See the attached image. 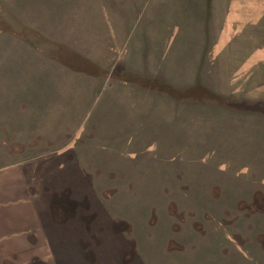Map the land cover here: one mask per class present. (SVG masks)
Listing matches in <instances>:
<instances>
[{"label": "rangeland", "instance_id": "1", "mask_svg": "<svg viewBox=\"0 0 264 264\" xmlns=\"http://www.w3.org/2000/svg\"><path fill=\"white\" fill-rule=\"evenodd\" d=\"M262 11L0 0V160L69 204L58 263L264 264Z\"/></svg>", "mask_w": 264, "mask_h": 264}, {"label": "crops", "instance_id": "2", "mask_svg": "<svg viewBox=\"0 0 264 264\" xmlns=\"http://www.w3.org/2000/svg\"><path fill=\"white\" fill-rule=\"evenodd\" d=\"M240 9L242 11L244 7ZM261 13L264 14V11ZM261 63L260 59L258 64ZM262 88L264 82L253 90L257 89L258 94H262ZM256 106L264 116V104ZM9 131L14 133L13 130ZM12 144L17 147V151L9 154L8 162L0 160V264H60L55 255L67 246L63 237L67 238V229L70 227L68 217L72 214L67 210L69 204H58L60 210L53 207L51 212L46 208L48 204L41 199V195L48 192V182L29 180L33 178L28 168L33 165L32 160L40 156L21 158L27 151L24 143L14 141ZM64 148L68 149L66 144ZM53 231H56V236L51 235ZM53 241L57 244L56 250L53 249Z\"/></svg>", "mask_w": 264, "mask_h": 264}, {"label": "flooded vegetation", "instance_id": "3", "mask_svg": "<svg viewBox=\"0 0 264 264\" xmlns=\"http://www.w3.org/2000/svg\"><path fill=\"white\" fill-rule=\"evenodd\" d=\"M69 143H71V141H69V142L67 143L66 147H68V144H69Z\"/></svg>", "mask_w": 264, "mask_h": 264}]
</instances>
